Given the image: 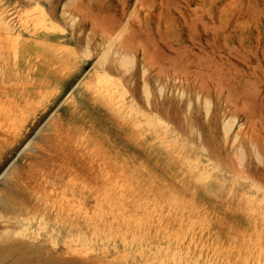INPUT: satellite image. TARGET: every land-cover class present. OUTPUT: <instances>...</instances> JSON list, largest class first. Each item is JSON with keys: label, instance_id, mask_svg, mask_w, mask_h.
I'll return each instance as SVG.
<instances>
[{"label": "rangeland", "instance_id": "rangeland-1", "mask_svg": "<svg viewBox=\"0 0 264 264\" xmlns=\"http://www.w3.org/2000/svg\"><path fill=\"white\" fill-rule=\"evenodd\" d=\"M0 264H264V0H0Z\"/></svg>", "mask_w": 264, "mask_h": 264}, {"label": "bare ground", "instance_id": "bare-ground-1", "mask_svg": "<svg viewBox=\"0 0 264 264\" xmlns=\"http://www.w3.org/2000/svg\"><path fill=\"white\" fill-rule=\"evenodd\" d=\"M104 62V58H102L101 60H100V64H102ZM126 64H127V61H125L124 59H121L120 60V65L121 66H123L124 68H127V66H126ZM176 65V64H175ZM104 67V66H103ZM185 77H186V75H185ZM184 79H186V78H184ZM230 127H229V125H226L225 126V129L228 131V129H229Z\"/></svg>", "mask_w": 264, "mask_h": 264}]
</instances>
